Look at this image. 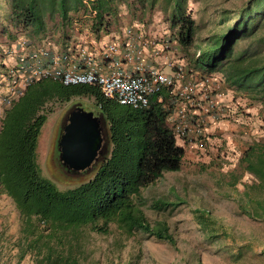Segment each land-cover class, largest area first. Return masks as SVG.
<instances>
[{
    "label": "rangeland",
    "instance_id": "374dc122",
    "mask_svg": "<svg viewBox=\"0 0 264 264\" xmlns=\"http://www.w3.org/2000/svg\"><path fill=\"white\" fill-rule=\"evenodd\" d=\"M250 1L187 0L185 14L195 21L196 30L190 47L180 43L178 56L191 62L194 72L202 71L195 65L201 49L213 36L231 28ZM111 4L134 12L143 7L140 12L147 9L149 22L159 20L170 27L172 37L179 38L167 0H113ZM61 24L56 16L47 18L45 29L38 33L25 29L16 22L9 0H0V61L12 55L15 64L11 50L20 40L27 41L28 51L33 47L48 48L54 54L65 51L64 38L68 34L71 39V33ZM48 42H54L57 49ZM247 46L248 42H240L237 52ZM12 65L0 64V130L5 112L11 108L2 99L9 92L5 75ZM226 67L227 62L214 76L226 82L224 95L229 107L213 132L209 129L207 151L193 149L180 171L166 173L142 191L146 202L141 210L149 231L135 228L127 232L111 224L106 233H99L89 227L83 231L77 255L80 264H264V187L245 161L250 148L264 144V101L232 87L225 79ZM76 107L95 114L98 110L89 96L50 105L38 142L42 175L60 190L75 188L87 179L68 177L59 161L63 127ZM221 124L225 126L219 127ZM21 226L14 201L0 187V264H41L43 256L27 250ZM159 232L171 236L173 243L154 235Z\"/></svg>",
    "mask_w": 264,
    "mask_h": 264
},
{
    "label": "trees",
    "instance_id": "16d2710c",
    "mask_svg": "<svg viewBox=\"0 0 264 264\" xmlns=\"http://www.w3.org/2000/svg\"><path fill=\"white\" fill-rule=\"evenodd\" d=\"M111 1L97 0L95 4L102 13L99 26L104 25L103 14ZM9 2L18 25L38 33L45 29L47 18L59 16L63 23L68 22L83 0ZM186 2L167 0L173 8L174 26L179 28V41L188 48L194 42L196 23L185 14ZM242 41L248 46L237 52ZM195 61L208 73L227 62L226 81L264 101V0H251L232 27L213 36ZM83 96L96 101L95 115L103 129L102 154L90 169L77 173L59 159L68 177H87L75 188L60 190L42 175L37 162L39 137L50 105ZM168 114L156 99L149 109L136 110L104 97L98 87L65 86L51 79L31 85L5 112L0 130V187L15 203L27 250L42 255L41 264H80L77 255L83 231L89 227L99 233H106L111 224L127 232L135 228L149 231L141 210L146 202L142 191L166 173L180 171L185 155L167 125ZM245 157L248 171L264 187V144L250 148ZM154 235L173 243L171 236Z\"/></svg>",
    "mask_w": 264,
    "mask_h": 264
},
{
    "label": "built area",
    "instance_id": "2783aa9c",
    "mask_svg": "<svg viewBox=\"0 0 264 264\" xmlns=\"http://www.w3.org/2000/svg\"><path fill=\"white\" fill-rule=\"evenodd\" d=\"M80 10H89L83 19L88 16L97 19L99 15L95 0H83ZM77 16L71 18L69 32L71 38L80 37L82 42H75L60 54H54L48 48L33 47L28 51L25 40L13 46L11 53L16 61L6 71L9 92L2 103L12 107L31 85L49 79L65 86L98 87L104 97L136 110L149 109L153 99L166 91L176 101L175 110L163 107L169 112L167 125L175 139L184 141L198 152H206L209 129L225 118L229 107L225 103V80L216 78L214 73L189 71L180 62L174 66L169 64L175 68L173 75L147 68L144 63L147 44L132 38L125 44L123 52L116 43L102 49L101 56L107 62L106 72L97 64L91 51L93 28L83 24ZM131 33L129 30L127 34L132 36ZM124 62L134 64L133 71L124 69Z\"/></svg>",
    "mask_w": 264,
    "mask_h": 264
},
{
    "label": "crops",
    "instance_id": "0c3cea01",
    "mask_svg": "<svg viewBox=\"0 0 264 264\" xmlns=\"http://www.w3.org/2000/svg\"><path fill=\"white\" fill-rule=\"evenodd\" d=\"M145 5V3H144ZM143 10V7H140ZM141 10L129 8V10H125L122 6H118L115 9L114 4L109 5V8L105 9L104 12V25L99 26L98 23L99 18H101L102 13L98 15L97 19H92L88 16V18L83 19L84 15L89 14V10H78L69 16V21L73 16L81 17L83 20V24H87V26L93 28V36L91 42V51L96 58L97 64L102 67L106 72L107 70V62L101 56V51L105 46L111 44H119L121 52L124 51L125 44L132 38L134 40H140L141 43H146L145 47V58L144 63L147 68H156L164 73L173 75L175 68L170 66L169 64L176 65L180 63H184L187 67V70L191 71L190 63L187 60H182L180 58L178 52V46L180 45L179 38L172 37L171 29L169 26L162 24L159 20L153 19V22H149L147 18V9H144V12H140ZM128 15V16H127ZM140 15H143L142 17ZM146 16V19H145ZM69 21L61 24L62 27H65L66 30H69ZM131 30L132 36H129L127 33ZM68 32V31H67ZM66 32V33H67ZM64 35V34H62ZM64 37V36H63ZM69 35L66 34V38H64V47L67 50L69 47L73 46L76 43H81L82 38L75 37L69 39ZM73 39V41H72ZM53 49H57V46L54 42H48ZM61 45L59 44V47ZM63 47V46H62ZM14 56H6L3 60L0 61L2 66H9L14 63ZM124 69L127 71H133L134 64L124 62L122 63ZM201 70V69H200ZM199 74H204L206 71H198ZM200 77L196 74V78ZM229 91V90H227ZM154 99L158 103H161L164 108L176 109L175 103L168 93L165 91L162 94L156 96ZM195 112H199L196 111ZM200 113V112H199ZM225 125L221 124L219 127H224ZM215 127L211 126L210 130H214ZM213 132V131H212ZM210 134V133H209ZM212 135V134H211ZM176 143L178 147L182 148L185 152V156L193 152L194 148L188 147L184 141L176 139ZM193 154V153H192ZM183 159V160H184Z\"/></svg>",
    "mask_w": 264,
    "mask_h": 264
},
{
    "label": "water",
    "instance_id": "95a60500",
    "mask_svg": "<svg viewBox=\"0 0 264 264\" xmlns=\"http://www.w3.org/2000/svg\"><path fill=\"white\" fill-rule=\"evenodd\" d=\"M103 129L94 112L76 107L69 115L58 146L60 161L75 173L90 169L102 154Z\"/></svg>",
    "mask_w": 264,
    "mask_h": 264
}]
</instances>
